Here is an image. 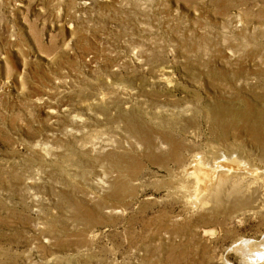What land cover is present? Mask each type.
Wrapping results in <instances>:
<instances>
[{
  "label": "rangeland",
  "instance_id": "rangeland-1",
  "mask_svg": "<svg viewBox=\"0 0 264 264\" xmlns=\"http://www.w3.org/2000/svg\"><path fill=\"white\" fill-rule=\"evenodd\" d=\"M263 67L264 0H0V264H264V209H190L180 177L264 162Z\"/></svg>",
  "mask_w": 264,
  "mask_h": 264
},
{
  "label": "bare ground",
  "instance_id": "bare-ground-1",
  "mask_svg": "<svg viewBox=\"0 0 264 264\" xmlns=\"http://www.w3.org/2000/svg\"><path fill=\"white\" fill-rule=\"evenodd\" d=\"M83 5H84L83 7H87L89 5V3L84 2ZM165 80L167 82H169L167 79H165ZM244 101H245L246 105H249L248 107L251 106L250 105L251 103L249 104V102H247L248 100L247 101L244 100ZM246 107L244 109L243 108L240 109V108L232 107V105H229V106L218 105V106H212V107L208 106L207 107L208 109L206 108L207 109L206 111H207V116L210 118V120L214 124L218 125L219 128H221L223 133H227L230 129L234 128V129H239V130H248L249 133L255 132L254 134L257 135L256 134L257 131H252V130H256L255 127L250 124L251 119L254 120V118H255V115H253L254 111L253 110L250 111ZM251 109H253V108H251ZM137 127H139V126H137ZM258 129H259V127H258ZM143 133L146 134V131L142 132L141 134L143 135ZM141 134H139V135H141ZM145 138H146V136H145ZM163 141H165V143H167L166 145H169V144L171 145V149H170L171 151H169L168 154L171 153V155L174 156L176 154L178 146L175 143H173L169 138H167V136H164ZM261 142L264 145V139L263 138H262ZM258 143H260V142H258ZM258 143H257V145H258ZM232 148H234V147L232 146ZM254 150H256V148ZM227 151H228V149H227ZM219 152H221V151H219ZM261 152H263V151H261ZM216 153L214 155H217ZM224 153H226V152H223V154ZM231 153H232V151H231ZM241 153H243V152L241 151ZM248 153H249V151H248ZM219 155H221V154H219ZM225 155H227V154H225ZM233 155H235V154H233ZM244 155H246V154H244ZM235 156H237V155H235ZM251 156H253V155H251ZM257 156H253V157H257ZM203 157H204V155H203ZM216 157L217 158H215V157H213L212 159L210 158L211 162H209V161L205 162L202 157H201V159H203V160L200 159V156L199 157L194 156V158L191 160V162L189 161V163L187 162L184 164L182 170L180 171L181 181H183L184 184L186 183L187 187H188L187 190H184V191H182L183 193H181L182 194L181 197H182V200L184 201V203H186V205L190 209H193V210L202 208L201 210H205L207 213L210 212L212 217H214L217 214H220V215L221 214H225V215L229 214L230 216H232L233 214H239V213H242L244 211L258 212L260 210H263L264 209V162L263 161L257 162V160L255 162L251 158H249L250 159L249 160L247 158L243 159V157L241 159L245 160V161H241V160L235 161L234 159H230V158L224 159L222 157L224 159L223 160V159H219L218 158L219 156H216ZM225 157H227V156H225ZM233 158H235V157H233ZM236 159H238V157ZM262 159H263V157H262ZM227 160H229V161L225 162ZM230 161H232V162H230ZM216 179H218V182L216 181ZM223 181H226L229 183V186H228L229 189L232 190L233 192H235L237 198L235 201L230 202L229 206L227 208H225V212H219L218 210H216V203L220 197V194L223 193V192H221V189L219 188V185ZM115 195H114V197H115ZM116 198H119V195H116ZM244 242L247 246V245H249V243L251 241H249V242L244 241ZM255 246H256V244H255ZM260 249H261V247H260ZM240 250L242 252V250H244V247L242 249L240 248ZM251 251H253V250H251ZM262 254H263V251H262ZM255 255H258V253ZM262 256L264 258V254ZM245 259H246V257H245ZM252 260H253V257H252Z\"/></svg>",
  "mask_w": 264,
  "mask_h": 264
}]
</instances>
